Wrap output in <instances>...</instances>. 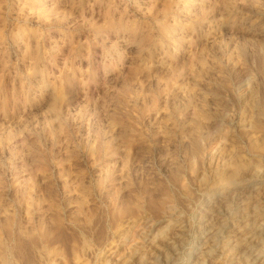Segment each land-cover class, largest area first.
<instances>
[{
	"label": "rangeland",
	"instance_id": "1",
	"mask_svg": "<svg viewBox=\"0 0 264 264\" xmlns=\"http://www.w3.org/2000/svg\"><path fill=\"white\" fill-rule=\"evenodd\" d=\"M154 262L264 264V0H0V264Z\"/></svg>",
	"mask_w": 264,
	"mask_h": 264
},
{
	"label": "bare ground",
	"instance_id": "2",
	"mask_svg": "<svg viewBox=\"0 0 264 264\" xmlns=\"http://www.w3.org/2000/svg\"><path fill=\"white\" fill-rule=\"evenodd\" d=\"M150 3V2H149ZM184 3H185V7L183 8V9H187V2L186 1H184ZM179 2L177 1V2H175L174 3V5H173V3H171L170 4V6L168 7V8H166L165 9V12H164V14L163 15H167L170 11H173L172 10V8L173 7H178L179 6ZM221 8V7H220ZM133 9V8H132ZM150 10V9H149ZM151 12V11H150ZM160 12V11H159ZM160 29H161V32H162V34L163 35H165V34H168L169 32H172L173 31V28H172V26H167V25H165V24H161L160 25ZM195 50H196V48H195ZM191 61L193 60V55H191L190 54V57H188ZM190 60H189V62H190ZM196 62V61H195ZM144 64V63H143ZM189 65V64H188ZM198 65V64H197ZM189 67V66H188ZM164 68V67H163ZM168 69V68H167ZM189 71V70H188ZM162 82V81H161ZM172 85V84H171ZM113 91V90H112ZM58 98V97H57ZM198 104V103H197ZM191 114V113H190ZM52 115H53V113H52ZM199 115H201V114H199ZM179 116H180V114H179ZM193 119V118H192ZM203 123V122H202ZM56 124H57V122H56ZM198 131H199V129H198ZM191 133V132H190ZM199 134V133H198ZM201 134V133H200ZM205 134V133H204ZM193 137V136H192ZM202 138V137H201ZM193 140V139H192ZM260 148V147H259ZM222 180V179H221ZM241 191V190H240ZM236 192V191H235ZM237 193V192H236ZM226 195V194H225ZM238 195H239V193H238ZM237 195V196H238ZM227 196V195H226ZM225 197V196H224ZM232 198V197H231ZM231 198H230V200H231ZM217 199H219V198H217ZM225 200H226V198H224ZM232 201V200H231ZM220 203V202H219ZM219 203H217V204H219ZM229 204V203H228ZM214 205H215V203H214ZM222 206V205H221ZM225 206V205H224ZM223 207V206H222ZM209 208H210V206H209ZM212 209V208H211ZM225 209V208H224ZM207 210H208V208H207ZM214 210V209H213ZM216 211V210H215ZM225 211V210H224ZM207 216V215H206ZM218 216V215H217ZM223 219V218H222ZM221 221V220H220ZM219 221V222H220ZM220 224H221V222H220ZM210 225V224H209ZM217 225V224H216ZM216 225H210V226H208V230L206 229V231H207V234H209V237H208V239H207V246L209 247V246H211L212 245V242H213V238L215 237V231H214V229L216 228L215 226ZM205 226V225H204ZM219 227V226H218ZM222 227V226H221ZM225 227V226H224ZM220 230V229H219ZM222 230V229H221ZM224 230V229H223ZM179 232V231H178ZM213 233V234H212ZM176 234H178V233H176ZM174 235V234H173ZM179 235V234H178ZM172 236V235H171ZM174 237V236H173ZM181 237V236H180ZM175 238V237H174ZM175 240H178L177 239V237H176V239ZM180 240V239H179ZM168 242V241H167ZM180 242H181V240H180ZM169 243V242H168ZM177 243V242H176ZM181 244V243H180ZM170 246H171V244H169ZM212 247V246H211ZM246 247H244V249H245ZM209 249V248H208ZM213 249V248H212ZM246 249H248V248H246ZM245 249V250H246ZM250 249V248H249ZM248 249V250H249ZM243 251V250H242ZM245 252V251H244ZM247 252V251H246ZM249 252V251H248ZM207 253V252H206ZM206 253H204L203 254V256H202V258H204V259H209L211 256H209V255H207ZM174 254V253H173ZM200 255V254H199ZM202 255V254H201ZM200 255V256H201ZM200 260H202L201 258H200ZM197 261V260H196ZM205 261V260H204ZM8 262V261H7ZM208 262V261H207ZM198 263H199V259H198ZM154 264H155V262H154ZM157 264V263H156Z\"/></svg>",
	"mask_w": 264,
	"mask_h": 264
}]
</instances>
